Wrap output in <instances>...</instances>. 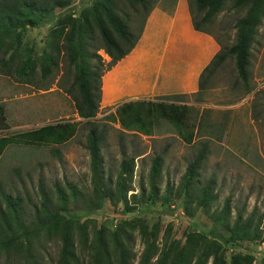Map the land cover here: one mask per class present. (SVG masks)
<instances>
[{"label":"rangeland","instance_id":"1","mask_svg":"<svg viewBox=\"0 0 264 264\" xmlns=\"http://www.w3.org/2000/svg\"><path fill=\"white\" fill-rule=\"evenodd\" d=\"M104 1L71 0L68 6L41 14L36 25L26 27L21 40L16 43L18 51L14 60L6 66L0 65V138L10 139L0 152V205L4 206L1 190L19 197L25 221L28 222L33 219L35 208L41 205L39 186L42 185L48 195L52 210L59 207L57 188L61 187L69 195V200L60 215L79 220L89 232L93 226L114 230L127 221L143 223L149 230L156 225L157 243L161 246L165 237L167 243L177 241L183 244L186 233L196 231L220 242L221 254L227 264L237 253L251 256L252 264H264V241L261 238L264 235V15L250 48L245 80L237 71L234 56L229 55L210 79L209 83L214 86L212 89L186 96L147 100L121 97L113 100V87L109 78L104 79L105 71L95 80L100 89L97 112L92 118H82L77 113L73 96L78 91L74 84L75 65L69 62L57 34L69 28L71 18H78L81 23L84 19L82 11L88 12L96 2ZM112 1L117 7L118 17L127 21L134 34H141L151 12L144 19L146 7L153 5L172 10L178 0H151L145 8L138 6L136 12L125 0ZM187 6L189 8L188 1ZM247 7L248 3L236 8L227 3L211 24L205 26L220 47L227 49L234 43L232 25L245 14ZM86 15L95 31L89 49L92 53L96 51L106 64L110 57L101 48L102 42L89 13ZM12 38V33L4 37L0 56L5 55L4 47ZM56 42L60 46L58 52L52 50ZM43 53H49L53 58L52 62L46 61L49 68L46 74L41 70ZM26 55L34 60L35 69L31 75L20 77L16 70L19 60ZM134 101H143L142 105L135 107L136 112H141V120L132 121L128 129L122 124L123 113H119V108ZM216 105L221 107L216 108L218 112L215 108H206ZM226 107L234 111L230 115L231 130L224 137L209 140L208 156L198 171V185L192 189V197L184 194L173 196L187 164L196 156L206 138L203 131L215 126L203 122L205 113L214 119L221 118L218 127L223 130L225 116L221 111H228ZM172 112L181 116L180 122L171 119L169 114ZM133 115L129 113L124 121L130 122ZM88 121H95L106 131L101 146L106 180L112 184L115 182L124 155L135 156L127 193L128 209L110 200H105L99 208L89 206L92 183L86 138L90 127ZM52 124H71L73 133L61 144L28 142L24 136L28 131ZM179 131L191 133V142H184ZM230 133L242 134L243 137H229ZM156 155H161V174L158 176L156 195L149 199L150 167ZM209 178L214 179L218 195L210 211L220 210L225 198H231L228 224L212 221L203 207L195 204L197 186ZM66 183L76 187L78 194L75 198L71 197ZM166 187L172 189L171 198L163 202ZM238 212L242 219L252 218L251 228L257 225L261 237L252 241L227 240L230 236L228 227ZM59 224L31 240L33 258L40 264H57L60 242L56 227ZM131 236L130 246L135 254L133 264H137L144 245L137 228L131 231ZM77 238L74 233L76 264H87L88 252L80 249ZM0 264L30 263L24 252L0 249Z\"/></svg>","mask_w":264,"mask_h":264},{"label":"trees","instance_id":"2","mask_svg":"<svg viewBox=\"0 0 264 264\" xmlns=\"http://www.w3.org/2000/svg\"><path fill=\"white\" fill-rule=\"evenodd\" d=\"M125 1L135 12L138 10V6L145 8L146 5L151 4V0ZM188 2L194 29L208 34L210 32L205 26L211 24L214 17L223 10L224 5L231 3L232 7L236 8L248 3L245 14L232 25L235 30L234 43L227 49L221 46L219 52L215 54L202 71L197 93H201L205 89V79L211 76L229 55L234 56L237 71L240 77L245 80L250 48L254 41L256 29L264 15V0H188ZM70 3L71 0H0V47L5 36L11 33L13 35L11 42L5 45L3 51L5 55L10 53L7 57L5 55L0 56V65L6 66L14 60L18 51L16 43L21 40L26 27L35 26L36 20L41 14H49L56 8L68 6ZM152 7L153 5L150 8H145L144 19ZM87 13H89L100 37L101 48L110 57L106 64L102 62L100 55L96 51L92 53L89 49V45L93 42L95 31L87 19ZM82 14L84 19L81 23L78 22V18H71L69 28L65 32L60 30L57 38L61 39L69 62L75 65L74 84L77 85L78 91L73 96L77 113L82 118H92L97 112L100 97V89L95 80L102 73L111 69L112 66L133 49L140 32L134 34L127 21H123L118 17L117 7L112 0L96 2L90 8V11H82ZM52 50L57 52L60 50L57 42L53 43ZM47 60L52 62V56L49 53H43L41 56L43 74H46L49 70L46 64ZM19 61L18 69L16 70L18 76L26 77L34 72L35 62L30 56L26 55ZM142 103L143 101L128 102L119 108V113H123L121 117L123 126L129 129L132 121L138 122L141 120V112H136L135 107L142 105ZM129 113H134L130 122L124 121ZM169 116L171 119H175V122H180V115L172 112ZM1 121L2 115L0 114V123ZM88 122L90 127L86 138L92 183V198L89 206L91 208H99L105 200H110L114 203H121L128 209L127 193L134 169L135 156L124 155L119 163V171L115 182L112 184L106 180L104 178L103 157L101 154V146L104 142L106 131L104 127L95 121ZM220 124L217 126H220ZM73 130L74 128L71 124H52L28 131L24 136L28 138V142L61 144L72 135ZM179 132L184 142H191V133ZM145 134L148 133L145 132ZM210 139H203L196 156L187 164L173 196L179 197L184 194L192 197V189L198 185V171L208 156ZM9 142V138H0V152ZM160 174L161 155H156L150 167L149 199L156 195L158 176ZM66 186L71 190V197L75 198L78 194L76 187L69 183H66ZM197 188L195 204L202 206L204 212L212 221L228 224V219L231 215V198H225L220 210L210 211L212 205L218 200L214 179L209 178ZM39 189L41 205L39 208H35L33 219L28 222L25 221L21 199L1 190L4 206L0 205V249L24 252L30 264H40L35 257L33 258L31 240L34 237H38L42 231L49 227H55L58 222L60 224L59 227H56V231L59 236L60 248L57 264L77 263L74 233L78 236L77 242L80 249L88 252L89 259L87 264H133L135 254L132 252L130 242L132 239L131 231L136 228L144 245L137 264H227L221 254L222 247L220 242L216 239H209L205 233L201 232L186 233L183 244L177 241L167 243V237H165V243L161 246L157 243L158 230L156 225L153 230H149V227L143 223L127 221L114 230L93 226L89 232L86 225L80 223L79 220L60 215L59 212L66 208L69 200V195L64 189L61 187L57 188L59 207L56 210L51 209V201L42 185L39 186ZM171 190V187H166L163 202L170 200ZM251 223L252 218L250 216L242 219L241 213L238 212L231 225H228L230 236L227 240L231 242L239 239L252 241L261 237V230L258 229L257 225L251 228ZM261 238L264 241V235ZM241 260L245 261L240 263ZM229 264H252V257L237 253L232 256Z\"/></svg>","mask_w":264,"mask_h":264},{"label":"crops","instance_id":"3","mask_svg":"<svg viewBox=\"0 0 264 264\" xmlns=\"http://www.w3.org/2000/svg\"><path fill=\"white\" fill-rule=\"evenodd\" d=\"M187 1L178 0L172 10L160 7L151 9L133 49L104 76V79L109 78L113 87V100L121 97L147 100L197 93L202 71L221 47L213 36L194 29ZM215 73L205 79V89L214 87L209 81ZM206 108H215L218 112L216 108L221 107L216 105ZM226 109L228 111H221L225 116L223 130L217 126L221 118L214 119L205 113L203 122L216 126L204 130L203 137L228 135L231 130L230 115L234 111L230 107ZM229 137L243 135L230 133Z\"/></svg>","mask_w":264,"mask_h":264},{"label":"water","instance_id":"4","mask_svg":"<svg viewBox=\"0 0 264 264\" xmlns=\"http://www.w3.org/2000/svg\"><path fill=\"white\" fill-rule=\"evenodd\" d=\"M78 22H80V19H78Z\"/></svg>","mask_w":264,"mask_h":264}]
</instances>
